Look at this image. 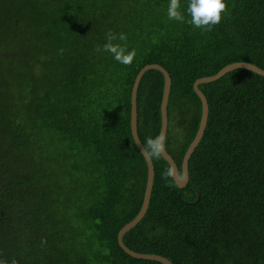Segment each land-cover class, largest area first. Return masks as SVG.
<instances>
[{"label":"trees","instance_id":"obj_1","mask_svg":"<svg viewBox=\"0 0 264 264\" xmlns=\"http://www.w3.org/2000/svg\"><path fill=\"white\" fill-rule=\"evenodd\" d=\"M169 20V0H0V261L163 264L135 258L119 230L138 213L147 163L130 127L138 71L171 78L168 145L178 169L201 117L196 79L246 61L264 69V0H227L211 31ZM135 50L130 66L95 51L105 34ZM164 76L137 91L143 143L161 128ZM209 113L184 187L153 160L143 218L123 235L133 251L173 264H264V76L237 68L199 85Z\"/></svg>","mask_w":264,"mask_h":264},{"label":"water","instance_id":"obj_2","mask_svg":"<svg viewBox=\"0 0 264 264\" xmlns=\"http://www.w3.org/2000/svg\"><path fill=\"white\" fill-rule=\"evenodd\" d=\"M237 68L247 69V70L253 71L259 75L264 76V69L263 68L255 65L251 62L236 61V62H231V63L223 66L218 72H216L213 75L204 76V77H200V78L196 79L195 82L193 83V89L201 100L202 110H201V117H200V122H199L197 132H196L193 140L191 141V143L187 147L185 154L183 156V159H182V163H181V171L182 172L187 171V173H188L189 159H190L194 149L196 148V146L198 145V143L200 142V140L204 134L206 124H207V119H208V113H209L208 101H207V98L204 95V93L200 90L199 85L203 84V83H209V82H212L214 80H217L218 78L222 77L227 72L234 70V69H237ZM149 69H158L163 73V76H164L163 95H162V99H161L160 111H161V128H165L166 130L168 129L167 103H168V98H169L170 90H171L170 75H169L168 71L162 65H160L158 63L146 64L145 66H143L138 71V73L134 79L132 90H131L130 127H131V133H132L134 142H135L136 146L138 147V149L140 150V152L142 153L143 156H144V154L142 152L143 144L139 138L138 126H137V112H138L137 111V91H138L139 83H140V80H141L143 74ZM161 128H160V130H161ZM166 155H167V158L166 159L164 158V159L168 163H170V162L174 163L178 169V166L175 163L172 156L168 152L166 153ZM144 158H145V156H144ZM145 161L147 163V180H146V186H145V191H144L141 207H140L138 213L136 214V216L131 221L127 222L119 230L117 240H118V243L121 246V248L127 254H129L132 257L156 260V261H159L163 264H173V262H171L168 258H166L162 255H159V254L141 253V252L133 251L130 248H128L123 242V235L128 230L133 228L143 218V216L145 215V213L147 211L149 202H150V196H151V192H152L155 171H154L153 160H149V159L145 158ZM188 180H189V177H188ZM188 180L181 181V186H179V187H184L187 184Z\"/></svg>","mask_w":264,"mask_h":264},{"label":"clouds","instance_id":"obj_3","mask_svg":"<svg viewBox=\"0 0 264 264\" xmlns=\"http://www.w3.org/2000/svg\"><path fill=\"white\" fill-rule=\"evenodd\" d=\"M187 13L190 19L187 21L189 24L196 28L202 29V31H211L213 26L221 23L224 14L228 12L227 0H189L187 5ZM167 16L169 20L185 22L184 13L181 11L180 0H169L167 8ZM106 43L104 45H97L95 51L109 52L114 59L123 65L130 66L136 56V51L133 49L129 51L126 46L120 43H114V41H127L126 33L116 34L112 30H109L106 34ZM167 145H168V133L165 128H161L158 135L155 137L149 136L146 143H143L142 152L146 159L158 160L161 158H167ZM161 178L170 183H167L168 187H179L181 181L188 180L187 171H180L177 169L174 163L170 162L169 166L161 173ZM0 264H7L5 261H0ZM11 264H17V261L13 259Z\"/></svg>","mask_w":264,"mask_h":264},{"label":"rangeland","instance_id":"obj_4","mask_svg":"<svg viewBox=\"0 0 264 264\" xmlns=\"http://www.w3.org/2000/svg\"><path fill=\"white\" fill-rule=\"evenodd\" d=\"M256 65V64H255Z\"/></svg>","mask_w":264,"mask_h":264}]
</instances>
